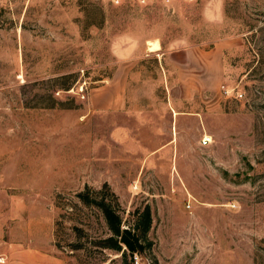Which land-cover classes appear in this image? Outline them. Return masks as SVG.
<instances>
[{"label": "rangeland", "instance_id": "rangeland-1", "mask_svg": "<svg viewBox=\"0 0 264 264\" xmlns=\"http://www.w3.org/2000/svg\"><path fill=\"white\" fill-rule=\"evenodd\" d=\"M49 249L264 264V0H0V264Z\"/></svg>", "mask_w": 264, "mask_h": 264}, {"label": "trees", "instance_id": "trees-1", "mask_svg": "<svg viewBox=\"0 0 264 264\" xmlns=\"http://www.w3.org/2000/svg\"><path fill=\"white\" fill-rule=\"evenodd\" d=\"M77 196L84 203L97 206L102 212V215L111 233L119 238L118 240L109 238L107 241H104L102 243L103 247L119 251L122 249V246H125V248L130 252L131 255H133L135 252L141 253L143 251L144 246L142 245V243H139L138 239L140 236L143 237L146 230L148 229L150 216L147 209L141 217V221L145 225L144 229L141 231V235L139 233L132 234L130 231L120 229L121 218L116 213L115 209L112 208L111 203L106 202L107 199L105 196L99 199H97L96 197L91 198L88 192H79Z\"/></svg>", "mask_w": 264, "mask_h": 264}, {"label": "crops", "instance_id": "crops-1", "mask_svg": "<svg viewBox=\"0 0 264 264\" xmlns=\"http://www.w3.org/2000/svg\"><path fill=\"white\" fill-rule=\"evenodd\" d=\"M9 260L11 264H63L62 259L52 249L49 251L25 250Z\"/></svg>", "mask_w": 264, "mask_h": 264}, {"label": "bare ground", "instance_id": "bare-ground-1", "mask_svg": "<svg viewBox=\"0 0 264 264\" xmlns=\"http://www.w3.org/2000/svg\"><path fill=\"white\" fill-rule=\"evenodd\" d=\"M149 45H150L149 50H157L158 49V44H156L154 42H150Z\"/></svg>", "mask_w": 264, "mask_h": 264}, {"label": "built area", "instance_id": "built-area-1", "mask_svg": "<svg viewBox=\"0 0 264 264\" xmlns=\"http://www.w3.org/2000/svg\"><path fill=\"white\" fill-rule=\"evenodd\" d=\"M210 141V138L208 137H205L203 140H202V144H207L208 142Z\"/></svg>", "mask_w": 264, "mask_h": 264}]
</instances>
